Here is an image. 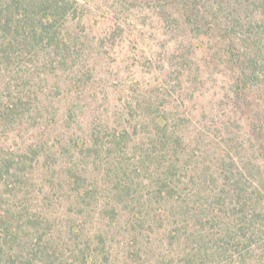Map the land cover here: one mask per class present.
<instances>
[{
    "label": "trees",
    "instance_id": "trees-1",
    "mask_svg": "<svg viewBox=\"0 0 264 264\" xmlns=\"http://www.w3.org/2000/svg\"><path fill=\"white\" fill-rule=\"evenodd\" d=\"M165 3L196 50L217 45L239 132L196 129L160 91L131 111L137 121L69 127L82 69L59 74L76 2L0 0V264L259 262L264 0Z\"/></svg>",
    "mask_w": 264,
    "mask_h": 264
},
{
    "label": "rangeland",
    "instance_id": "rangeland-1",
    "mask_svg": "<svg viewBox=\"0 0 264 264\" xmlns=\"http://www.w3.org/2000/svg\"><path fill=\"white\" fill-rule=\"evenodd\" d=\"M74 1L78 17L66 31L71 55L66 72L59 74L62 78L75 67L82 69L77 85L68 87L74 98L69 127L86 119L115 120L116 125L137 121L141 111H131L144 102L146 92L160 91L196 129L215 134L217 124L226 123L227 131L239 132L229 113L226 70L215 64L217 45L205 40L204 49L196 50L199 39L167 13L168 0ZM64 126L51 136L66 135ZM263 256L264 251L258 252L259 262L252 264H264Z\"/></svg>",
    "mask_w": 264,
    "mask_h": 264
}]
</instances>
